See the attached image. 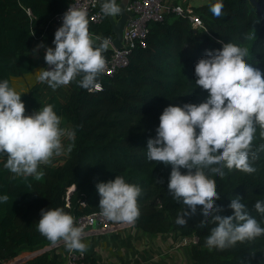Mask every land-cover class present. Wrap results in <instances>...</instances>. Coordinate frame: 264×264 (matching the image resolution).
I'll list each match as a JSON object with an SVG mask.
<instances>
[{
    "label": "trees",
    "instance_id": "16d2710c",
    "mask_svg": "<svg viewBox=\"0 0 264 264\" xmlns=\"http://www.w3.org/2000/svg\"><path fill=\"white\" fill-rule=\"evenodd\" d=\"M73 1L0 0V79H8L15 87L14 80L47 65L43 49L38 57L32 51L42 41L53 47L55 18ZM213 2L192 8L202 28L172 12L162 21L150 23L144 45L132 51L127 66L115 75L103 74L99 89L88 91L74 81L66 98L54 95L41 102L43 91L38 84L26 90L15 87L22 95L26 114L52 104L63 117L62 126L75 128L77 138L68 159L55 167L43 166L44 175L39 179L8 178L0 161V195L9 196L0 204V264H58L59 258H53L47 249L53 245L36 229L41 209L62 207L74 221L100 213L96 184L117 175L138 184L142 192L135 223L115 222V226H134L151 235L171 234L175 240L197 237L196 244L187 246L192 264H264V236L225 250L209 249L205 238L214 225L200 228L199 211L186 226L177 225L182 205L168 192L171 166L147 159V141L154 138L163 109L206 98V90L195 85V65L206 49L221 48L218 41L244 45L243 35L255 33L247 45L249 62L261 61L256 66L264 70V0H256L261 11L250 0H224L222 11L226 14L219 17L210 11ZM89 29L101 38L114 37L105 15L99 25L89 22ZM112 54L111 49L104 53L107 58ZM261 145L264 139L258 137L254 141L258 154L254 173L225 169V176L210 177L220 194L217 206L224 209L221 215H231L228 205L240 196L251 214L264 223V217L254 209L255 201L264 199ZM85 260L97 262L87 255Z\"/></svg>",
    "mask_w": 264,
    "mask_h": 264
},
{
    "label": "clouds",
    "instance_id": "9594fccd",
    "mask_svg": "<svg viewBox=\"0 0 264 264\" xmlns=\"http://www.w3.org/2000/svg\"><path fill=\"white\" fill-rule=\"evenodd\" d=\"M99 3L105 16L114 17L123 10L121 0ZM223 9L224 0H214L210 6L217 17L226 14ZM254 38L255 33H245L244 45L218 41L221 48L206 49L195 65V85L206 90V98L199 103L169 104L159 117L154 138L147 141V159L171 166L168 192L182 205L176 224L186 226L199 211L200 228L214 225L205 238L209 249L225 250L264 236V223L251 214L240 196L228 205L233 210L231 215L220 214L224 211L217 206L220 194L210 178L225 176V169L256 171L254 141L264 139V70L256 66L261 61L249 62L247 45ZM52 43L54 47L42 41L32 51L36 55L43 49L48 66L40 71L39 81L53 90L73 81L88 91L101 87L100 77L106 69L104 53L111 39L93 37L87 7H68ZM21 97L8 79H0V161L15 176L39 179L44 175L40 165L73 151L77 133L75 128L62 126L63 117L52 104L26 114ZM96 188L103 217L135 223L142 192L138 184L117 175L114 180L97 183ZM8 200L7 194L0 195V204ZM254 209L264 217V199H257ZM36 229L52 245L62 242L69 251H86L83 227L62 207L41 209Z\"/></svg>",
    "mask_w": 264,
    "mask_h": 264
},
{
    "label": "built area",
    "instance_id": "2783aa9c",
    "mask_svg": "<svg viewBox=\"0 0 264 264\" xmlns=\"http://www.w3.org/2000/svg\"><path fill=\"white\" fill-rule=\"evenodd\" d=\"M70 5L87 7L90 23L99 25L103 22L104 15L100 11L99 0H74ZM127 10L132 15V18L124 32V48L116 50L113 47L114 37L110 38L111 44L108 49H111L113 54L111 57H106V69L103 73L106 76L112 77L119 71V69L127 66L132 51L136 47L144 45V41L149 33L150 23L162 21L166 14L172 12L179 16H186L193 27H203L201 19L194 14L192 9L181 7L173 0H133L129 4ZM63 13L58 14L55 18L57 28L62 23ZM74 222L79 226H82L85 233L95 229L105 233H112L114 228L117 227L115 226V222L109 221L100 213L82 216ZM197 242V237H179L175 240V244L178 247L189 246L193 243L196 244ZM58 264L90 263L85 260V255L83 253L69 251L67 249L65 255L62 258H59ZM96 264L107 263L97 261Z\"/></svg>",
    "mask_w": 264,
    "mask_h": 264
},
{
    "label": "crops",
    "instance_id": "0c3cea01",
    "mask_svg": "<svg viewBox=\"0 0 264 264\" xmlns=\"http://www.w3.org/2000/svg\"><path fill=\"white\" fill-rule=\"evenodd\" d=\"M173 1L181 7L190 9L206 4H199L200 0ZM93 37L95 38L96 36L93 35ZM73 82L70 83L68 90L65 91L63 99L68 96ZM15 87L25 90L19 86ZM67 143L68 141L65 140V144ZM68 155L54 157L49 165L43 166L55 167L61 165L59 163L63 161V164L68 159ZM4 170L6 173L9 171L7 169ZM85 243L87 248L83 253L84 255L107 264H192L188 248L176 246L174 235H151L134 226L116 227L112 233H105L98 229L91 230L85 233ZM50 247L55 250L54 258H62L67 251L62 242Z\"/></svg>",
    "mask_w": 264,
    "mask_h": 264
},
{
    "label": "rangeland",
    "instance_id": "374dc122",
    "mask_svg": "<svg viewBox=\"0 0 264 264\" xmlns=\"http://www.w3.org/2000/svg\"><path fill=\"white\" fill-rule=\"evenodd\" d=\"M199 2H200L199 4H204V3L208 4V3L211 2V0H200ZM53 47H54V45H53ZM43 55H44V52H43ZM38 56H39V53L34 55V57H38ZM47 67H48L47 65L41 66L40 69L34 71L28 77L20 78L18 80H14L13 81L14 86H19L22 89L26 90L32 84H38L39 87L43 91V94H42V97H41V102H47L54 95H56L57 97H60V99L61 98L63 99V97H65V91L68 90L70 84H68L66 86H61V87L57 88L56 90H53L50 86H48V84L46 82L39 81L38 76H39L40 71H42L43 68H47ZM63 127H68V126L65 124V125H63ZM62 162L59 163V164H62ZM49 164H47V165H49ZM42 166H43V164L40 165L39 170H41ZM6 174H7L8 178H16V177H18V176H15L14 174H12L10 171H7ZM181 247H184V246H181ZM185 247L187 248V246H185ZM177 249H178V247H177ZM48 251L51 253V256L54 258L55 257L54 248L50 247L48 249ZM9 264H11V263H9Z\"/></svg>",
    "mask_w": 264,
    "mask_h": 264
},
{
    "label": "water",
    "instance_id": "95a60500",
    "mask_svg": "<svg viewBox=\"0 0 264 264\" xmlns=\"http://www.w3.org/2000/svg\"><path fill=\"white\" fill-rule=\"evenodd\" d=\"M132 1L133 0H121V6L123 9L121 14L114 17L106 16L108 17L111 24L112 33L114 36L113 47L116 50H120L124 48V32L132 18V15L128 12L127 8ZM250 1L254 6H256L259 9V11H261V8L257 4L256 0H250Z\"/></svg>",
    "mask_w": 264,
    "mask_h": 264
}]
</instances>
